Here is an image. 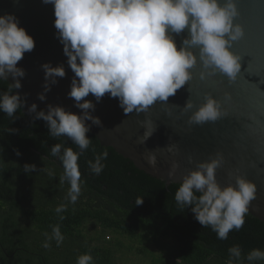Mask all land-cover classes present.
<instances>
[{
	"label": "clouds",
	"instance_id": "9594fccd",
	"mask_svg": "<svg viewBox=\"0 0 264 264\" xmlns=\"http://www.w3.org/2000/svg\"><path fill=\"white\" fill-rule=\"evenodd\" d=\"M42 3L53 6L56 36L63 45L67 65L74 73L67 96L81 113L78 115L52 104L38 111L36 103L27 106V94L22 97L14 91L22 88L21 79L26 75L25 70L17 66L18 62L25 53L34 50L35 40L11 13L0 15V80L8 81L11 77L13 81L8 90L0 94V112L14 121L17 111L27 106L33 120L46 122L52 138L66 137L78 146L79 152H76L57 143L50 151L51 156L61 161L63 174L59 182L68 183L66 199L71 204H75L81 194L78 159L91 144L86 134L92 125L102 127L99 117L92 115L95 104L86 99L89 94L96 103L106 94L118 99L125 115L147 113L157 103L167 105L169 97L193 78L192 69L197 64L202 80L219 73L234 82L241 72L242 57L232 51L233 45L245 36L244 26L238 22L241 15L238 0H42ZM176 36L183 37L179 46ZM41 68L44 85L38 99L44 101L46 93L58 83L57 78L66 76V71L63 64L53 67L50 62L42 64ZM189 111V126L215 122L226 114L221 103L211 95H206L198 107L189 99L183 112ZM87 121H91V125ZM139 123L145 131L137 140L144 144L155 132L156 125L147 118ZM167 150L175 154L176 145H168ZM16 154L19 156L20 152L17 150ZM107 156L105 151L96 155L94 162L88 161L90 171L99 175ZM147 161L155 167V152L147 156ZM189 162H192L191 157ZM222 162L219 152L209 161L198 162L194 170L184 175L174 198L181 208H191L202 227H210L218 239L226 240L231 231H239L244 226L257 189L241 175L234 176V185L221 187L216 170ZM177 167L173 163L169 180H174ZM36 170L35 164L23 167L28 174ZM142 203L143 198L135 201L136 205ZM66 210V204L55 209L57 214ZM45 235V248L52 239L58 246L64 239L59 225L52 227L51 236ZM228 253L229 264L264 261L261 249H253L244 256L240 246L233 245ZM77 264H93L91 254L80 255Z\"/></svg>",
	"mask_w": 264,
	"mask_h": 264
},
{
	"label": "trees",
	"instance_id": "16d2710c",
	"mask_svg": "<svg viewBox=\"0 0 264 264\" xmlns=\"http://www.w3.org/2000/svg\"><path fill=\"white\" fill-rule=\"evenodd\" d=\"M8 86L0 80V94ZM16 117L13 121L0 112V264H77L86 253L93 264H123L124 236L139 238L143 258H150L149 248L159 253L151 264H229L228 249L233 245H239L244 256L253 249L264 250L262 220L247 213L239 231L218 239L210 227H202L190 207L177 205L180 183L167 186L112 147L102 146L91 131L86 134L89 149L78 159L81 194L75 204L69 203V185L59 182L61 161L50 151L57 143L76 152L78 146L66 137L52 138L46 122L33 120L24 108ZM105 151V167L96 175L88 161ZM25 164H35L37 170L25 173ZM137 198H143L141 205L135 204ZM62 204L67 210L57 214ZM55 225L63 242L58 246L52 239L45 248V234L51 236Z\"/></svg>",
	"mask_w": 264,
	"mask_h": 264
},
{
	"label": "water",
	"instance_id": "95a60500",
	"mask_svg": "<svg viewBox=\"0 0 264 264\" xmlns=\"http://www.w3.org/2000/svg\"><path fill=\"white\" fill-rule=\"evenodd\" d=\"M238 6L241 12L238 22L244 26L245 36L232 47L242 57L241 72L234 82L219 73L202 80L197 64L192 69L193 78L169 97L167 105L157 103L147 113L125 115L118 99L107 94L99 103L91 94L86 99L95 104L92 115L102 122V127L92 125L90 130L101 145L112 147L138 169L165 181L167 186L180 183L198 162L209 161L221 153L223 162L216 170L217 182L221 187L234 185L235 175L253 182L257 191L248 213L264 222V0H238ZM6 13L14 14L35 40L34 50L25 53L18 62L17 66L26 75L21 79L22 88L15 91L22 97L27 94V106L36 103L37 109L46 110L48 104L60 105L79 115L81 110L67 96L74 73L56 36L53 6L42 0H0V15ZM182 38L175 37L178 46ZM49 62L53 67L63 64L66 76L57 78L58 83L40 101L38 93L43 92L44 85L41 65ZM8 82H13L11 77ZM206 95L218 100L226 114L215 122L189 126L188 117L195 108L184 113L183 107L189 99L198 107ZM146 118L153 121L156 130L144 144H139L137 138L145 131L139 122ZM86 123L91 125V121ZM172 144L177 148L175 154L167 150ZM151 152L157 158L155 167L147 161ZM173 163L178 167L174 180H169Z\"/></svg>",
	"mask_w": 264,
	"mask_h": 264
},
{
	"label": "rangeland",
	"instance_id": "374dc122",
	"mask_svg": "<svg viewBox=\"0 0 264 264\" xmlns=\"http://www.w3.org/2000/svg\"><path fill=\"white\" fill-rule=\"evenodd\" d=\"M126 238L123 239V242H126L125 248V257L122 260L123 264H151L153 261V257L158 255L159 253H156L152 248H149L146 250V255H148L150 258V261L147 258H143V256L139 255L138 249L140 248V241L139 238H132L130 236H124ZM173 242V241H172Z\"/></svg>",
	"mask_w": 264,
	"mask_h": 264
}]
</instances>
